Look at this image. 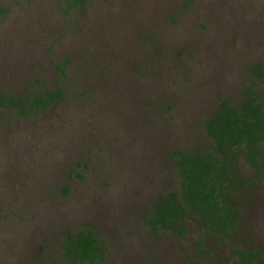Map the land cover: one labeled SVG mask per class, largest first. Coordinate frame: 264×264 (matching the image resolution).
Instances as JSON below:
<instances>
[{"label":"rangeland","instance_id":"374dc122","mask_svg":"<svg viewBox=\"0 0 264 264\" xmlns=\"http://www.w3.org/2000/svg\"><path fill=\"white\" fill-rule=\"evenodd\" d=\"M0 91L55 88L36 114L0 109V264L62 262L92 226L106 264H234L264 255V172L237 188V238L144 222L179 186L174 151L199 145L246 66L264 59V0H0ZM62 64V66H58Z\"/></svg>","mask_w":264,"mask_h":264},{"label":"trees","instance_id":"16d2710c","mask_svg":"<svg viewBox=\"0 0 264 264\" xmlns=\"http://www.w3.org/2000/svg\"><path fill=\"white\" fill-rule=\"evenodd\" d=\"M81 1L67 0L69 6ZM6 11L0 7V13ZM246 69L237 98L221 94L204 120L203 141L174 151L179 186L155 197L144 217L149 227L184 234V222L196 216L202 220L206 233L224 238L239 236V212L231 198L237 188H248L252 180L250 175L241 173V160L253 166L255 176L264 172V59L249 63ZM59 97L60 91L55 88L16 95L0 91V109L33 115ZM236 246L234 264H264L259 248L241 243ZM106 250L96 228L89 225L75 232L67 230L61 264H106ZM39 264L52 263L44 260Z\"/></svg>","mask_w":264,"mask_h":264}]
</instances>
